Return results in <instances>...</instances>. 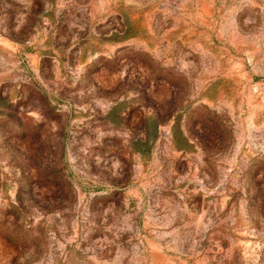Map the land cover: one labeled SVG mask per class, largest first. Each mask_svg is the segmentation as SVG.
<instances>
[{
  "label": "rangeland",
  "instance_id": "374dc122",
  "mask_svg": "<svg viewBox=\"0 0 264 264\" xmlns=\"http://www.w3.org/2000/svg\"><path fill=\"white\" fill-rule=\"evenodd\" d=\"M0 264H264V0H0Z\"/></svg>",
  "mask_w": 264,
  "mask_h": 264
}]
</instances>
